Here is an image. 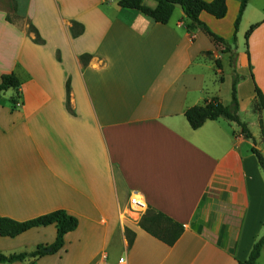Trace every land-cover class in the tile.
<instances>
[{
	"label": "crops",
	"instance_id": "0c3cea01",
	"mask_svg": "<svg viewBox=\"0 0 264 264\" xmlns=\"http://www.w3.org/2000/svg\"><path fill=\"white\" fill-rule=\"evenodd\" d=\"M119 1L0 0V79L13 74L21 83L0 94V218L26 222L63 210L77 219L63 248L34 264H63L55 257L68 253L82 264L244 262L264 235L253 144L225 119L192 130L184 114L214 98L229 105L238 76V113L253 108L264 157L255 93L264 97V0H249L235 45L238 0H226L221 20L200 14L232 53L189 30L180 11L162 25ZM133 198L144 211H132ZM148 208L183 227L172 247L139 227ZM55 237L54 226L0 237V253H30Z\"/></svg>",
	"mask_w": 264,
	"mask_h": 264
},
{
	"label": "trees",
	"instance_id": "16d2710c",
	"mask_svg": "<svg viewBox=\"0 0 264 264\" xmlns=\"http://www.w3.org/2000/svg\"><path fill=\"white\" fill-rule=\"evenodd\" d=\"M156 3L154 9L146 7L143 5L144 0H120L118 6L121 9L135 11L141 15L149 18L154 23L167 25L174 13L175 4L182 6V14L191 22L189 25V30L193 28H198L207 37H209L215 44H219L225 47V50L230 51L231 48L225 43V41L215 34H213L208 27L202 23L199 19L201 13H206L216 20H221L226 16L227 7L226 0H213L211 2H204L203 0H149ZM239 10L237 17L234 22V34L233 42H236V33L238 31L240 22L246 10L249 0H238ZM259 24H256L245 33V47L247 49V41L251 33ZM30 31L34 32V28L30 26ZM36 42H40L39 37H36ZM247 53V52H246ZM218 68H220L219 62H216ZM240 78L238 76H233L232 87H231V101L230 104L224 106L219 99H212L202 106H195L188 109L184 116L185 119L192 130L199 129L207 121H216L218 119H225L231 123L236 124L240 129V135L246 139L250 140L253 144L251 150L252 154L255 156L257 163L264 175V157L255 147V140L250 133L246 123L242 122L238 115V101L236 98V85ZM20 81L13 75H4L0 79V94L8 90L18 91L20 88ZM68 86L66 91L68 92ZM256 99L258 101L259 107L264 108V97L260 90L255 87ZM12 104L16 103V100H11ZM261 131L262 130V126ZM54 226L56 229V237L54 242L48 247L38 246L35 251L27 253H19L12 255H4L0 253V264H13V263H26L30 261V264H34L36 260L45 256L46 254H55L61 250L64 246V237L75 231L78 227V221L75 217L68 215L63 210H57L49 214L37 217L35 219L26 222H15L6 218H0V237L3 238H15L31 229ZM139 227L160 241L168 247H172L181 237L184 229L181 225L173 222L169 218L165 217L161 213L148 208L143 214L139 221ZM126 238L128 244L131 245L132 241L130 239V234L126 230ZM264 248V235L260 237L252 246L250 254L246 261L239 262L238 264H256L260 257L261 251ZM46 250H50L49 253H45Z\"/></svg>",
	"mask_w": 264,
	"mask_h": 264
},
{
	"label": "rangeland",
	"instance_id": "374dc122",
	"mask_svg": "<svg viewBox=\"0 0 264 264\" xmlns=\"http://www.w3.org/2000/svg\"><path fill=\"white\" fill-rule=\"evenodd\" d=\"M179 15V10H176L174 12L173 17L178 16ZM230 53H232V51L230 50ZM231 64V62H230ZM228 70L225 68L224 69V75H227ZM235 76V75H233ZM233 79V77H232ZM246 91L244 90V95H245ZM2 94V93H1ZM248 98V96L245 98V100ZM238 101V100H237ZM253 108L250 107L242 110V112H239L238 115L241 119L242 122L246 123L250 133H257L258 130V126H259V122L258 120H256V116L253 113ZM256 140V138H255ZM49 255V254H46ZM86 259L83 257H79L76 253H68L64 256H59V257H55V261L56 262H60L62 261L63 264H82ZM29 262V261H28ZM53 260H50L49 262H47V264H52ZM28 264V263H26ZM256 264H264V253L259 257V259L257 260Z\"/></svg>",
	"mask_w": 264,
	"mask_h": 264
},
{
	"label": "built area",
	"instance_id": "2783aa9c",
	"mask_svg": "<svg viewBox=\"0 0 264 264\" xmlns=\"http://www.w3.org/2000/svg\"><path fill=\"white\" fill-rule=\"evenodd\" d=\"M130 206L132 207V211L135 213H140L145 209L144 203H142L137 198L130 199ZM97 264H107L106 259L102 258V260H100V262H98ZM117 264H125L124 258H120Z\"/></svg>",
	"mask_w": 264,
	"mask_h": 264
},
{
	"label": "water",
	"instance_id": "95a60500",
	"mask_svg": "<svg viewBox=\"0 0 264 264\" xmlns=\"http://www.w3.org/2000/svg\"><path fill=\"white\" fill-rule=\"evenodd\" d=\"M175 9L179 10L181 13L183 12L182 6L179 4L174 5ZM50 250H46L45 253H49Z\"/></svg>",
	"mask_w": 264,
	"mask_h": 264
},
{
	"label": "bare ground",
	"instance_id": "6f19581e",
	"mask_svg": "<svg viewBox=\"0 0 264 264\" xmlns=\"http://www.w3.org/2000/svg\"><path fill=\"white\" fill-rule=\"evenodd\" d=\"M135 216V215H134Z\"/></svg>",
	"mask_w": 264,
	"mask_h": 264
}]
</instances>
